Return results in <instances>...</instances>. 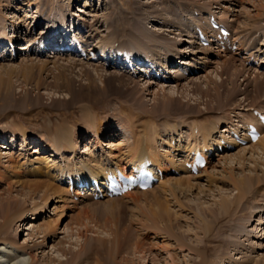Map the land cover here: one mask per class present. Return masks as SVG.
I'll use <instances>...</instances> for the list:
<instances>
[{
	"label": "rangeland",
	"instance_id": "374dc122",
	"mask_svg": "<svg viewBox=\"0 0 264 264\" xmlns=\"http://www.w3.org/2000/svg\"><path fill=\"white\" fill-rule=\"evenodd\" d=\"M0 1V26L7 28L1 29L2 32L6 30L4 33H8V35H10V32L12 31V28L10 26L11 24H14L15 22V24L21 25L18 33H16V38L18 40L14 42L11 47L8 46L9 44L7 42V39L2 43V45H0V54L5 53L7 49L12 50L11 52L9 51V53L12 54L11 56H6L4 58L0 55V67L2 65H14L16 66V70H18H15L14 72L11 71L9 72V74H3L4 76H1L4 77V83H8V85L12 87L10 91L12 92L13 90L12 95L14 96H10V100L5 102L7 104H0V134H4V136H2L4 137V139L0 138V142H5V140H8L9 143L12 142V145L3 143L4 146L0 149V151H2L0 155V197L10 194L13 199V201L7 208L6 206H3V211H8V216L12 217V221H10V229L7 230L8 234L0 233V246H4V244L6 243V246H8L10 251L18 245L28 244L30 247H32V250L29 252H31V255L33 256L32 261L35 264H46L50 262V259H52V264L65 263L66 261L73 262V260H75L74 263L77 261L76 263L78 264H95L99 260H101V264H169L172 256L174 257V261L176 260V264H255L256 261L259 260H261L260 264H264V223L261 222V218L264 219V213H258L254 210H260L261 208L264 209V203H262L264 202L263 183H259L258 192L256 194L255 192H252L243 197V199L240 201L241 204L245 206L243 207V209L231 210L230 215L227 216L225 220L226 222L224 224V228L226 229V231L220 232L219 238L217 239L215 244L211 243L212 241L210 243L204 244V239L206 238V236L200 229L202 218L209 220L211 218L212 223H214L213 227L215 230H217V224L219 223L216 222L215 216L212 215L213 212L216 213L215 202L218 201L222 196L233 197V195L236 193V190L230 184H227L225 180V185L216 183V187L214 185H212V187L207 186L206 176L208 173L214 172L218 174L220 178H224L226 176V170L221 167L226 156L234 157V159L240 158L241 155H244L246 157L244 161L241 159L244 164L236 163L235 161H233V163L231 162L234 166V171L237 174L246 173L252 174L253 176H255V173L262 174V171L264 170V153H262V150L258 145L253 146V143L250 142H247L246 144L236 145L234 148H231L227 151H216L217 154L210 156L207 165L204 167L206 171L203 172L202 168L203 173L199 172V174L201 175L193 174L194 176H199L190 179L192 183H197L196 187L193 186L189 190L187 188L175 189V193L173 195H170L169 192L163 193V196L166 198L168 197L169 199L167 202L170 203L169 207L172 216L176 218V223L172 230L173 232L167 231V221L160 222L156 218H153V215L156 213L155 203H153V205L150 204L152 203V199L154 198L152 197V195L162 190L159 185L164 178V182L167 181V178L171 179V181L173 182L174 179L182 178L188 174L181 168L178 169L179 166H177V170H175V172H167V176L156 181L152 186L153 188L150 187L152 189L149 190L150 193L147 195L136 194V196L134 192L127 196H118L114 198L100 197L95 199L91 197L90 194H87L88 192H90L89 189H86L87 193H85L84 196H79L78 198H76L75 196L72 197L74 193L73 190L68 191L67 194L69 196L67 194L65 195V193L61 194L60 196L59 193L54 194V192H52L51 190L47 194L48 200L44 203L42 199L43 187L40 190H35L31 193L29 192L30 190L28 188L30 187L28 181L30 182L32 180H45L52 182L54 185L61 184V187L64 186V188H66L67 183L65 182V177L67 176V173L66 175L62 174H64L67 169H77L81 166V164L82 166H84L82 161H84V163L89 162L91 155L90 150L82 152V149L84 141L87 143V137L89 136H91L92 139V134L94 132L92 129H90V124H88L87 122L88 119L85 116H81L79 112L82 105L86 107L87 111L89 110L90 113H93L92 115L93 119H95L94 123L96 127L101 126V124H103L106 120H108L110 124L112 123V125L115 126V130L112 129V132L113 134L115 133V135H111V133H108V136H100L99 139L103 143L102 147H92V150L95 152V154H100L99 157H104L106 158V160L109 159L113 162H116L117 159V156L115 157L116 159H113V153L119 154L117 149H115V145L123 142L122 137H120V133H125L126 131H128L126 133H128L127 136L128 138H130L129 140H131L130 131L125 130L127 129L128 122L124 118V115H126L125 117L127 118L142 119V115H144L143 113H145L146 111L149 115L151 114L152 120L146 121L144 125L150 122L153 123V120L157 121L158 124H164L165 120L168 121V125H166L165 127L161 126L160 129L153 135V138H156L157 142L156 148L158 147L157 149H155L157 151L160 150L158 153L162 158H164L168 154L165 157L166 160L169 161L172 157L173 160L178 163V161L180 162V160L182 159L181 156L183 154L181 153V151L175 150L177 148L172 144H178L180 142V144L185 145L186 142L188 143L190 141H193V136L191 134L192 132H190L191 123L193 125L196 121L202 122L204 119L210 118L212 120L215 118V120L219 122L220 127L225 125L232 126L230 125V123H226V119L231 117V119H233L232 122L234 123L236 121V118H234V116L238 113L240 115V122L236 121L237 123H234V125L236 124V126H238L242 123V120H247L249 118L248 115L251 112L250 110L246 109L248 108V106L257 107L264 110V96H259V93L252 91V89L256 91L259 90L257 88H251L252 81H250V79L254 76V73L260 75L261 73L259 71L263 70L262 67L259 66V58H257L259 53L257 54V52L253 50L256 47L261 46L260 42L264 40L263 34L259 36V43H256L255 45L252 44L254 46L250 51L254 53V59L251 58L250 62H248L247 59L249 57L248 54L250 51L248 53H245V51L243 50L244 52L242 53H235L239 51H237V49H228L224 52L219 50V48L216 47L215 43L208 46L199 45L197 43L189 44L185 41L190 40L189 35L193 33L178 35L176 32H179L180 29H176V26L164 25L165 22L163 20V17L167 18L168 20V16H160L159 18H155L153 16V13H147L144 16L142 15L143 18L139 19V21H142V27L146 28V31L144 32L150 33L157 30L163 31L164 29H166L163 32L165 34H168V38L165 37L156 39V41L158 42H156V45L152 47L153 50L160 51V49H157L160 44H163L164 46L168 45L169 47L175 46V44L173 45L169 41V39L172 41H177L176 48H178V50H181L182 54H184L183 56H178V58H185L187 61H189V64H176L177 62L175 63L174 61V63H172V65H170L169 67L173 66L175 67L174 69H180L185 65L188 71L191 68L192 70H190L189 72H187L186 70L183 78H181L176 83L166 85L159 79L157 80L156 77L146 78L144 76L145 74L143 72L141 73V70L140 72H138V74H136V77H134L133 84H128L126 82L121 88L125 90L124 92L127 93L125 94L126 96H130L127 90L129 89L128 87L134 86L137 88V86L141 87L144 85L145 87H147H144L145 90H140V92H138V100L140 102L136 105L137 110L135 107L130 108L129 103H131V100H126L124 96H119V98L115 97L114 99L110 100V105L104 104V106H102L103 108L97 107L98 105H94L95 108H98V110L96 109L98 113H96L92 110V108H90V96H93L94 93L92 92L91 86L88 87L89 83L87 82H92L94 80L99 82V79L97 77L98 75L94 68L97 67V64H102L104 62L103 56H101L100 54L102 53V50H99L100 56H93L94 58L91 59H87L84 57L89 54V47L95 48L94 50L98 49L97 46H93L98 42V46H100L101 44L107 45L108 42L106 44L104 42L105 40L116 42L120 40L116 38H121L123 37L122 35H124V37L127 36V38L131 39L129 32H125L123 34H115L114 37H111V32L108 29V24L103 18L107 17L109 14H111V12L115 10L119 13L125 14V8H131L133 6H135L140 11H154L155 9H158L163 14L168 13V11H170L169 8H160V6L162 5L160 4L161 0H48L47 7L53 9V12H51L52 16L58 18V14L60 13L61 8H64L63 11L66 13V15L68 14V23L66 22L68 26L66 24V27L64 28H71V19L74 23H86V29L85 27L84 29L78 28L74 31L75 33L71 29L66 34L70 37V39H72L74 34L78 39H89L88 45L86 46L84 43L78 41L79 44L83 45L85 49L87 48L86 51L88 52V54L86 53V55L83 57L74 56L72 58V55L69 53L59 54L51 52L50 54L49 52H47L46 54H42L40 56L33 53V51H35L37 47V44H39L41 40H43V37L38 38V43L36 42V44H33L34 36L35 34L37 36H40L47 25L46 17H44V19L42 18L43 20H41L40 22L38 21V18L43 15L42 13H40L39 16V10L42 9L39 6L41 5L39 2L40 0H31L30 2L32 3H30V5H28L25 0H13L11 4L8 5H6V0ZM177 1L180 2L181 0H173V3H176ZM188 1L189 3L186 4L185 7L181 6L182 8H178L177 6H173L171 10L182 11L185 16L190 17V20L193 19L192 23L197 25L200 23L202 27H209V24H206L204 20L206 19V15L208 14V12L210 10H213L218 17L223 18L225 24H227V26L232 31V34L239 36H244L245 34V31L244 33L243 31H241V26L245 25L247 22L252 23L255 19L253 18L251 20V15H256L257 12H261L264 16V7H261V9L256 8V6L258 7L259 4L261 5L262 3H264V0ZM197 1L199 3L205 4L202 7L193 6V4ZM183 2L187 3V0H184ZM4 3L5 5H3ZM167 3H171L173 5V3L170 1H168ZM43 6L44 8L46 7L45 5H41V7ZM191 8H193L194 10L193 13L188 11ZM74 12H76V15L71 16V13ZM117 17L116 20L118 22L119 19ZM203 17H205V19ZM126 18H128V16ZM94 19L100 20L101 23H98L96 21L94 28L98 27V29L91 33L88 24L90 22H93ZM153 19H157L158 22H154L155 20ZM257 23L264 25V17L261 18L260 21L258 20ZM239 31L242 32V34L239 33ZM87 33H90V36L93 33H96V35L93 36V34L90 37ZM261 33H264V28L261 30ZM212 35H214V33ZM252 35L254 36L255 34ZM22 37L24 39H21ZM27 38H30L28 42H30L31 49H28L29 47L19 49L18 47L20 45L27 43V40H25ZM123 42L128 41H121V43ZM129 42L131 43V41ZM202 47H208L209 49H211L212 55H205L199 52L198 54H196V56L204 58L194 57L195 54L193 53V51L198 48L201 49ZM15 52L17 53L15 54ZM262 55L263 54H259L260 57H262ZM178 58H176V61L179 60ZM70 60H73L76 63L80 62V64H77L76 66L70 68L71 66L69 67V64L67 62ZM22 61L24 66H22V68H18V66L20 65L19 63ZM229 61L233 63V67L241 69V71H238L239 74L237 78H234L235 75H231L235 73H233V69L226 70L225 72H222L223 74L220 72V64L221 66H223ZM30 63H32L33 65L35 64V66L32 68V65H30ZM43 63H45V67L42 66ZM81 64L84 66V69L80 67L82 66ZM104 65L106 67L104 69L100 68L99 66V68L97 67L98 73H108L109 71L115 69L112 66V63L108 66L106 64ZM138 66H140L139 68L142 67L140 63L136 64V67ZM129 70L131 69H128V71ZM10 74L11 76H9ZM262 75H264L263 71ZM8 76L9 78H11H8L7 80L6 78ZM229 76L231 78H234V80H231V82L236 81L238 83L240 91H238L237 94L233 97H225L224 100H215V92L211 90L213 89L211 85H215L214 82H209V85L208 83H205L208 87V92H206L207 89L200 91L197 88L193 87L194 84H198L204 88L203 82L206 81L208 77L214 78L216 81L223 80L219 84L220 87L214 89L216 90V95L218 96L223 92L228 91V87L224 88V85L225 78L227 77V79H230ZM150 80L154 82L150 83L149 86H146L148 82H150ZM68 81H72L74 84V88L76 89V87H79L78 89L81 91V94L87 95V97L89 98H85L74 104V102L70 99V92L65 87L66 84L68 85ZM168 82L170 83L172 81ZM177 83L179 84L180 88L183 85H186V90L184 88H178V90H176V87H174V85ZM134 87H132L131 89H133ZM75 91L77 92V90ZM161 91L167 93L172 92L175 95V98H173L175 101L173 103H170L168 108V105L166 104H159L160 102H162V99H164L162 97L163 93ZM179 91H181V93H179ZM205 102H209L211 105L207 107L204 105ZM171 105L174 107L176 105H180L182 106V109L177 111L176 108L171 107ZM195 105H198L196 108L198 112H190L187 110V107H196ZM162 106L166 108L162 109ZM231 107H234L235 109L232 110ZM250 107L248 109H250ZM107 108H109V110ZM127 109L130 110L129 112H131V115H128L129 112ZM184 109H186L187 111ZM231 110L233 111V113ZM89 111L88 114L90 119ZM159 111L162 112L160 113ZM183 111L187 113L185 114V112ZM190 116L196 117V119ZM173 117L188 118H186L185 121H182L180 119H176L174 121L168 120ZM231 119L229 121H231ZM221 120L225 121L222 122ZM63 123H66L69 127V133H74L71 136V140H73L80 132H86V134H83L77 139V141H79L78 146H80L76 151H80V157L75 160L74 165L72 163L70 164V158L74 154L71 151L74 150L73 143L71 144L72 146L70 145L71 149H69L68 147V151L66 150L65 152H63V154H60L59 156L56 155L54 157L48 156L52 159L51 161L48 160L49 158L45 159L44 157L43 159L42 155H40L41 153L33 151V142H30L28 147L21 149L22 147H24L21 144L20 139V134L22 131L26 132L27 135L37 138L40 136L46 141H52L54 139L52 129L56 126L61 127ZM118 123H120V126L122 124V129H119L117 125ZM175 123H177L176 127L174 126ZM151 128L153 129L152 126ZM137 129L139 130L141 128L138 127ZM152 129L151 131H153ZM221 130H223V128H221ZM222 132H216L215 135L218 136L219 134H222ZM223 134H227V132H223ZM73 136L75 137L73 138ZM13 137H17L14 142L13 140H11ZM169 139H172L174 141L171 144L174 147V150H170V144L165 143L166 140L168 141ZM132 141L133 139L130 142ZM163 141L165 142L163 143ZM126 142H128V139L126 140ZM161 144L162 147L159 146ZM49 150V147L44 148V150H42L44 153L43 155L47 156V154H49ZM61 156H63L64 158H61ZM221 156L224 157L221 158ZM38 158L40 161L38 160ZM67 159L69 160L67 161ZM71 160H73V158ZM45 162L48 164H45ZM55 164H61V168L65 166V170L62 174L57 172L58 170L55 172ZM46 165L51 166L50 172H47V170L49 169H46ZM255 166L257 168H255ZM189 177L191 176L189 175ZM7 188L9 189V192ZM50 192L53 194H51ZM67 196L69 197L70 201L69 199H67ZM63 197H65L66 199H62ZM71 200L73 201L71 202ZM180 204H182L183 207H180ZM31 209H33L32 212ZM22 210L26 212L28 211V214L25 215L26 217L28 216V218H25L22 221H18V218L16 217L17 213ZM51 222H54V226L58 225L56 226L58 227L56 228L57 232L55 231L54 237H45V239H42L43 237H41V235L43 236L44 233L39 234L37 230L40 231L43 228H47L51 225L53 226ZM221 226L223 228V224ZM17 227L19 228L18 230ZM214 229L211 227L210 234H213V232L215 231ZM4 232H6V230H4ZM15 233L17 234L14 235ZM126 236H128V238L130 237L129 241L125 240ZM35 240L40 242H37V246L35 245L33 247L32 245ZM223 240L225 241L226 246L228 245L227 243L229 241V245L226 249H222L220 246ZM180 241L183 242L180 243ZM203 245L204 259L206 260L205 262H203V260L200 259V256L197 254V251H201ZM215 245H219V247H215ZM61 246L65 247L68 252H63ZM74 252L82 253L79 257H74ZM25 256H28L29 261L31 260V258H29V254H25ZM104 256L106 258H103ZM5 263L7 262L5 261Z\"/></svg>",
	"mask_w": 264,
	"mask_h": 264
},
{
	"label": "bare ground",
	"instance_id": "6f19581e",
	"mask_svg": "<svg viewBox=\"0 0 264 264\" xmlns=\"http://www.w3.org/2000/svg\"><path fill=\"white\" fill-rule=\"evenodd\" d=\"M12 1L13 0H6V2H7L6 5L11 4ZM25 1L28 3V5H30V3H32V2H30L31 0H25ZM168 1H170V2L173 3V0H161V2H160V4H162L160 6V8L161 7L169 8L170 11H168V13H164L163 14L158 9H155L154 11H140L135 6H133L131 8H129V7L128 8H125V10H126V13L125 14L124 13H119V12H117L115 10V11L111 12V14H109L107 17H104L103 18V19H105V21L108 24V29L111 32V35H110L111 37H114L115 34H123L125 32H129L130 33V36H131V39L130 38H127L126 35H125L126 37H124V35H122L123 37L116 38V39H120V40H118L116 42H110V41L105 40L104 42L106 44L108 42L107 45L101 44L100 46H98V43H99L98 42V43H96V44L93 45V46H97L98 49L97 50H94L95 48H92V47L90 48L89 47V49H88L89 50V54L86 55V57H84V58H87V59H91V58H93V56H100V54H101V56H103L104 62L102 64H97V67L99 66L100 68L104 69V68H106L104 64H106L108 66V65H111V63H112V66L115 68L114 70L109 71L108 73H98V69H97V67H95L94 69L96 70V73L98 75L97 77L99 79V82H97L96 80H94V78H93L94 81H92V82L88 81L87 82V83H89L88 87L91 86L92 92L94 93L93 96H90V104H91L90 105V108H92V110L95 111L96 113H98V111H96V109L98 110V108H95L94 105L95 106L98 105L97 107L103 108L102 106H104V104L105 105H108V104L110 105L111 104L110 103V100L114 99L115 97H118L119 98V96H124L126 98V100H131L130 101L131 103H129L130 108H134V107L136 108V105L140 102L138 100L139 99L138 92H140V90H145V88H147V87H145V85L144 86H141V87L137 86V88L134 87V86L128 87L129 88V89H127L128 92H129L128 94H130L131 97L130 96H126L125 94H127V93L124 92L125 90H123L121 88L123 87V85L126 82L128 84L129 83H132L133 84L134 83V80H133L134 77H136V74H138V72H140L141 70H142L141 72H143L145 75L152 74L155 77L157 76V78L161 82L165 83V85L166 84H171V83L172 84L173 83H176L181 78H183L184 75H183L182 72L178 71L177 68L174 69L175 67H173V66L169 67V65H167V64H170L171 65L172 63H174L175 59L178 58V56H183L184 55V54H182V51L181 50H178V48H176L177 41H172V40L169 39V41L173 45L175 44V46H172V47L170 46L169 47L166 44H165L166 46H164L163 44L162 45L160 44L159 47L157 48V49H160V51L153 50L152 47H154L156 45V42H158V41H156L157 38H159V39L165 38V37L168 38V34H165L163 32L166 29H164L163 31H158L157 30L155 32L147 33V32H144V31H146V28L142 27V21H139V19H142L143 16L146 15L147 13H153L154 14L153 16L155 18L156 17L159 18L160 16L161 17L162 16H168L169 17L168 20H167V18H164L163 17V20L165 22V24H164V22H163V24L165 26H176V29H180L179 32H176L178 35H180V34L181 35H184L186 33L190 34V33H192V30L195 29V32H196L195 34L196 35L194 33H193L194 35L193 34L189 35L190 36V40H187L185 42L186 43H189V44L190 43H199V41H198V32L196 30V25H194V23H192V20L193 19L190 20V17L185 16V14H183L182 11H172L171 10V8L173 6H177L178 8L179 7L182 8L181 6H184L185 7L186 4L189 3V1L187 0V3L186 2H183L184 0H181L182 2L181 1L180 2L177 1L176 3H173V5L171 3H167ZM39 2H40L41 5H45L46 7L44 8V6L41 7V5H39L40 8H42V9L39 8L40 9L39 10V16H40V13H42L43 15H41L42 17L40 16L38 18V21L40 22L41 20L44 19V17H46L47 25H46V28H44V30L42 31V33H41L40 36H37L35 34L34 39H33V44L34 43L36 44V42L38 43V40H39L38 38H42V37L43 38L46 37V38H45V43L43 42V44L42 43L41 44H37V47H36L35 51H33V53L36 54V55H38V56H40L42 54H46L47 52H49L50 54H51V52L52 53H59V54L60 53H63V54L64 53L65 54L69 53V54L72 55L71 56L72 58L74 56L77 57L78 54L79 55H82L83 52L86 51V49H84L83 48V45H80L78 43V41L81 42V43H84L85 46H86V45H88L89 39H87V40H86V38L85 39H83V38L78 39L76 37V35H75V37H73V40L71 42L68 41L67 43H64V41L61 40V39H56L55 40L56 35L59 34L58 30L59 29H62V27L64 29V27H66V24L68 23L67 22L68 21V14L66 15V13L63 11L64 8H61L60 9L61 11L58 14V18H56V17L52 16V14H51V12H53L52 11L53 9L47 7L48 0H40ZM0 3H1V1H0ZM204 4L199 3L197 1L196 3L193 4V6L202 7ZM3 5H5V3ZM261 7L262 8L264 7V3H262L261 5L259 4L258 7L256 6V8H258V9H261ZM188 11L191 12V13L194 12L193 8L189 9ZM210 11H213V10H210ZM115 14H116V17H117V14H118V17H117L119 19L118 22L116 20ZM262 14L263 13H261V12H257L256 15H251L250 16L251 20L253 18H255L253 20V22L252 23L251 22L250 23L247 22L245 25L241 26L242 27L241 31H243V33L245 31L244 36H246L247 38L244 37L243 35H240V36H242L241 37L242 39L241 40L238 39V45H237L236 48H240L241 50L242 49L249 50L252 47V44H256V42L258 40V37H256V35L252 36V34H256L258 32L260 33L261 30L264 28L263 27L264 25H262L260 23H257L258 20L260 21L261 18L264 17ZM8 15H7V17H8ZM74 15H76V12L71 13V16H74ZM127 16H128V18H126ZM189 16H190V14H189ZM139 17H141V18H139ZM188 18H189V20H188ZM219 19H220L219 20V23H222L224 21L222 17H219ZM153 20H155L154 22H158L157 19H153ZM96 21L98 23L100 22V20H98V19L95 20L94 19L93 22H90L88 24V26L90 27V32L91 33L94 32V31H96L98 29V27L97 28H94V26L96 24ZM0 23H1V20H0ZM35 23H36V21H35ZM14 24H15V22H14ZM14 24H11L10 25L11 28H12L11 29L12 31L10 32L11 33L10 35H8V33H4L6 30L2 32L1 29H5L6 27L4 28V27L0 26V45H2V43L4 41H6V39H7V42L10 43L11 45H13V43L18 40L16 38V36H17L16 33H18L21 25H19V24H15L14 25ZM70 25L73 27V29H72L73 32L76 29H78V28H81V29L83 28L84 29V27H85V29H86V23H83V24L81 22L74 23V22H72V19H71ZM67 26H68V24H67ZM203 28H204L203 31H205L204 32L205 35L208 34V32L212 31L209 27H203ZM52 32H53V34L50 35ZM54 32L56 33V35L54 34ZM239 33L242 34V32H240V31H239ZM87 34H89L88 36H90V33H87ZM95 35H96V33L93 36H95ZM5 36L6 37L8 36V37L6 38ZM21 39H24V38L22 37ZM29 39L30 38L25 39V40H27V43H26L27 45L26 44H22L18 48L19 49H24V48H28L29 47L28 49H31L30 42H28ZM46 39L48 40V42H46ZM124 40L125 41H128V42L121 43V41H124ZM129 41H131V43L134 46ZM248 42H250V44L247 45ZM257 43H259V42H257ZM111 44H113V45H111ZM260 45L261 46L254 48V51H256L257 53H260V54H264V42L263 41L260 42ZM61 46H64L63 49H61ZM110 48H111V50H110ZM9 50L10 49H7V51L5 53L0 54L1 57H4L5 58L6 56L7 57L8 56H11L12 54L9 53ZM99 50H102V53L99 54ZM199 52H201V53H203L205 55H209V54L212 55L211 49H209L208 47H202L201 49L198 48L195 51H193V53L195 54L194 57H198V56H196V54H198ZM16 53L17 52H15V54ZM110 53H111V55H110ZM111 56H112V58H111ZM198 58H204V57H198ZM80 60H82V59H80ZM126 60H129V61L131 60L132 61V64L134 65L133 68L131 66L128 67V63H126ZM67 62L69 64V67L71 66L70 68H72L73 66H76L77 64H80V62L79 63H76L73 60L72 61L70 60V61H67ZM208 62H211V61H208ZM259 62L261 64V66H263V68H264V55L259 59ZM45 63H43V65H42L43 67H45ZM137 63H140L141 65L142 64H145V67H143V68L136 67V64ZM178 63L179 64L181 63V64H186L187 65V64H189V61H187L185 58L184 59L181 58L180 60H178ZM19 64L20 65L18 66V68H20V67L22 68V66H24L23 61L20 62ZM68 64H66V65H68ZM30 65H32V68L35 66V64L33 65L32 63H30ZM233 66H234L233 63L230 62V61L227 64L223 65V66H221V64H220V69H221L220 72L222 73V72H225L226 70L233 69V73L234 72L235 73L234 74H231V75H233V76L235 75L234 78H237V76L239 74L238 71H241V69L240 68H237V67H233ZM80 67L83 68L84 66L82 65ZM128 69H131V70L128 71ZM15 70H16V66H14V65H11V66L2 65L0 67V104H4L6 101H9L10 100V96H14V95H12L13 94V90H12V92L10 91L12 89V87L10 85H8V83L5 84L4 83V77H1V76L3 74H9V72H11V71L14 72ZM254 70H256V69H254ZM16 71H18V70H16ZM164 72L167 73V74H165ZM260 73H261V71H260ZM9 76H11V74ZM9 76L6 78L7 80L9 78ZM229 78L230 79H227V77L225 78V85H224V88L228 87V89H227L228 91L227 92H223L221 95H218V96L216 95V90H214V89L219 88L220 87L219 84L223 80L216 81L214 78L208 77V79H206V81L203 80L204 81L203 82L204 83V85H203L204 88L201 85H198V84L197 85L194 84L193 87L197 88L200 91H203L204 89H207L208 88L205 83H208V85H209L211 82L212 83L214 82L215 85L214 84L211 85V87H213V89H211V90H213L215 92L214 93L215 100L217 99V101H220V99H223L224 100L225 97H227V98L229 96H232L233 97V96H235L237 94L238 91H240V89H239L240 87H238V83L236 81L235 82L234 81L231 82V80H234V78H231L230 76H229ZM168 81H172V82L169 83ZM250 81H252V83H253L252 84L250 82L251 83V86H252L251 88H257L260 92H264V75H262V73L260 75L257 74V73L256 74L254 73V76L250 79ZM152 82H154V81L150 80V82H148V84L146 86H149V84L152 83ZM67 83H68V85L66 84L65 87L70 92V94H71L70 99L74 102V104H76L78 101H81V100H83L85 98H89V97H87V95H82L81 94V91L78 89L79 87L78 88L76 87V89H75L74 88V84H73L72 81H68ZM90 83H91V85H90ZM69 85H70V87H69ZM132 87H134V88L131 89ZM174 87H176V90H178V88H180V86H179L178 83L175 84ZM169 88H170V86H169ZM181 88H184L186 90L187 86L186 85H183ZM75 90H77V92ZM252 91L259 93V96H261V95L264 96V93H260L259 91H256L254 89H252ZM161 92L163 93L162 94V97L164 99H162V102H160L159 104H162V105H165L166 104V105H168L167 106V108H168L169 105H170V103H173L175 101L173 99V98H175V95L172 92H168V93L167 92H164V91H161ZM206 92H208V89H207ZM179 93H181V91H179ZM137 95H138V97H137ZM205 95H207V94H205ZM111 96H113V97H111ZM5 104H7V103H5ZM187 104H186V106H187ZM219 104H220V102H219ZM139 105H141V104H139ZM204 105L208 107L211 104L209 102H205ZM195 106L196 107L189 106V107H187V110L190 111V112H193V111L196 112L197 111L196 108H197L198 105H195ZM171 107L176 108L177 111H179V110L182 109V106H180V105H176L175 107L171 105ZM163 108H166V107H163L162 106V109ZM231 108H232V110L235 109L234 107H231ZM107 109L109 110V108H107ZM78 110H80V109H78ZM136 110H137V108H136ZM184 110H186V109H184ZM221 110H222V107H221ZM88 111L86 110V107L84 105H82L81 106V110L79 112H80L81 116H85L88 119L87 122H88V124H90V129H92L93 132H94L92 134L93 135V138L92 139H91V136H89V137H87V143L84 141L83 149H82V152H86V151H89L90 150V154L91 155H90L89 162H85L84 163V161H82L84 166H82V164H81V166L79 165L80 167H78L77 169L76 168L74 170L67 169L64 172V174H62V173L65 170V166L63 165L64 167L61 168L62 167V166L60 167L61 164L60 165H58V164L56 165L55 164L56 165L55 166L56 168L54 167L56 169L55 172L58 170L57 172L61 173L62 175H66V173H67V177L69 175H71L72 177H74L75 182L77 183L79 181V177H81L82 180H87V178H88L89 175L91 177H93V178H96V177L99 178V177H101L102 174L105 173L106 170L120 169V170L123 171V173H125V175H128L127 173L132 174V173H134V169L138 165H141V164L148 165V161L151 162V165L149 166L150 170H154L156 172H158V171H161L162 172V171H167L168 169H170L169 165H166L164 163V161H162V159L160 158V156L158 154V152L160 150L158 149L159 151L156 152L157 151L156 149L158 148V147L156 148V143L157 142H156V138L155 139L153 138V135L160 129L161 126L162 127L163 126L165 127L166 125H168V123H167L168 121L165 120L166 123L165 122H164V124L160 123V124H162V125H160V124H158L157 121H154L153 120V123L150 122V123L144 125V123L146 121L152 120L151 119L152 118L151 117V114L149 115L148 112L145 111V113H143L144 115L141 114L143 116L142 119L127 118V117H125L126 115H124V118L128 122L127 123L128 125L125 124V125H127V129H125V128L124 129L130 131V133H131V140L133 139V141L130 142L131 140H129L130 138H128V136H127L128 133H126L128 131L125 132L126 134L124 132H121V133L119 132L120 133V137H122V139H123V142L122 143H118V144L115 145V149H117V151H118L119 154L113 153V156H112V157H114L113 159H116L115 157L117 156L116 162L114 163L112 160H109V159L106 160V158H104V157H103L104 159L102 157H99L100 154H98V153L95 154V152L92 150V147H96V148L102 147L103 143L99 139L100 136H102V137L103 136H108V133H111V135H115V133L113 134V132H112V129H114L115 126L112 125V123L110 124L108 122V120H106L103 124H101V126L96 127V125L94 123L95 122V119H93V115H92L93 113H90V111H89V113H90V119H89ZM129 111L130 110H128V112ZM153 111H154V109H153ZM183 112H185V111H183ZM155 113H156V110H155ZM163 113H164V110H163ZM186 113L187 112H185V114ZM232 113H233V111H232ZM128 115H131V112H129ZM190 115H192V114H190ZM238 116H240V115L237 113V115H235L234 117L237 119ZM190 117L196 119V117H193V116H190ZM186 118H188V117H184V118H182V117H180V118L173 117V118H170L168 120L174 121L176 119H180L182 121H185ZM144 119H146V120H144ZM230 119H231V117H229L228 119H226L227 120L226 122L232 124L233 119H231V121H229ZM214 120H215V118L212 119V120L210 118L209 119H204L203 122H200L199 124H197V121H196L191 126V129H192V132H193L194 137H197V132L196 131H199L200 132V134L198 136V139H199L198 141L201 142V144H198L197 142H194L193 144H191V143L188 142V145L183 146V145H180V142H179L175 146L177 148L175 150H178V149L180 150V148H181L183 150V152L185 153V155H184V159L182 160V162L178 163L177 166H180V167H182V168L185 169V166H183L184 163H186V161H190V160L193 161L194 160V155L193 154L196 153L197 150H200L201 153H202V155L205 158H207L208 157V149L213 148L214 144H215V146L216 145H219L221 143L220 142L221 141V138H223V136H224V134L222 133V135H219L218 137H215L214 136V133H216V132H222V131L223 132H225V131H228L229 132L230 129H232V128H230V126L229 127L228 126H223V130H221V128L218 127V122H216V120L215 121ZM253 120H256V117L254 115L253 116L251 115L250 120L246 123V127H247L248 123L249 122H252ZM117 125H118L119 129H122V124H121V126H120V123H118ZM135 126H136V129H135ZM151 126L153 127V129L151 128ZM138 127H140L141 129L138 130L137 129ZM68 129H69V127L67 126L66 123H63V125H61V127H58V126L54 127L52 129L53 135H54V139L52 141H49V140L46 141V140H44L40 136L38 138L37 137H34V136H30V135H27L26 132L22 131L21 134H20V137H21L20 139H21V144L24 147H22L21 149H23L25 147H28L29 144H30V142H33L34 143V145H33V147H34L33 148V151H36V152L41 153L40 155H42V158L43 159H44V157H45V159L46 158L48 159L49 158L48 156H50V157L51 156L54 157L56 155L59 156L60 154H63V152H65L66 150L68 151V147H69V149H71L70 148V145L73 143L74 144V150H71V151L74 154H73V156L71 154L72 157L71 158L69 157V158H70V164L72 163L74 165L75 164V160L80 157V155H79L80 154V151H76L77 148L80 146V145L78 146V142L79 141H77V139H78V137H81L83 134H86V132L85 133L84 132H80L79 134H77V136H76L77 138L75 136H73V138L74 137L75 138L74 139L72 138L73 140H71V136L74 133L73 134L72 133H69L70 131ZM151 129L153 131H151ZM263 130L264 129L262 128V131H260L261 134H262ZM236 132H239L240 133L242 131L238 130V127L235 128V129H233V131H231L232 134L230 136H228V138H230V140L227 141V142H229L231 144H235V145L237 144L236 137L234 136V134ZM241 134H244L245 135V132H242ZM2 136H4V134H0V138L4 139V137H2ZM16 138L13 137L11 140H13V142H14L16 140ZM127 139H128V142H130V143L126 142ZM170 141L171 140H169V141L166 140V142L163 141V143L165 142L167 144H171ZM44 142L47 144V146H46V144ZM191 142H193V141H191ZM3 143H7V145H9V144L12 145V142L9 143L8 140H5V142H0V149L3 148V146H4ZM254 145H258L261 148L262 153H264V135H260L258 137L257 141L253 142V146ZM42 146H44V147H42ZM159 146L162 147V145H159ZM222 146L223 147H226V144H224ZM46 147H49L50 148L49 154H47V156L46 155H43L44 153L42 151ZM171 148L172 147H169L170 150H171ZM160 149H163V148H160ZM1 153H2V151H0V155H1ZM62 157L63 156H61V158ZM168 157H170V156H168ZM222 157H224V156H221V158ZM72 158H73V160H71ZM245 158L246 157L244 155H241V157L240 158H237V159H234V157L226 156L224 158V160H223V165H221V167L226 170V176L224 178H220L219 175L216 174V173H214V172L208 173L207 176H206L207 177V186L208 187L209 186L212 187V185H214L216 187L217 186L216 183L217 184H224L225 185V183H224V180H225L227 184H230L236 190V193L233 195V197L222 196L218 201L215 202V204H216V208H215L216 210H215V212L216 213H214L213 212V209H212V212H213L212 215L215 216L216 222L220 224V226H219V224H217V228H218L217 230L214 229V227H213L214 226V223H212L211 218H210V220L209 219H205V218H202V221L200 220L201 221V223H200V226H201L200 229L204 232V235L206 236V238L204 239L205 240L204 244L210 243L211 241H212L211 243L215 244L216 241H217V239L219 238L220 232L221 231L222 232L226 231V229L224 228V224L226 222L225 220H226L227 216L230 215L231 210L243 209V207H245V206L242 205L241 202H240L243 199V197L246 196L248 193H252V192H255V194H256L258 192V185H259V183H263V186H264V170L262 171V174L255 173V176H253L252 174H246V173L237 174L234 171V166L232 165L233 161H235L236 163H240V164L242 163V164H244V162H242L241 159L244 161ZM38 160H39V158H38ZM48 160L51 161L52 159L49 158ZM68 160L69 159H67V161ZM170 160L174 161L172 157H171ZM172 163H174V162H172ZM45 164H48V163L45 162ZM263 165H264V163H263ZM129 166H131V169L128 171V167ZM46 167H47L46 169H49V170H47V172H50V169H51L50 167L51 166H49V165L47 166L46 165ZM155 167H157V168H155ZM255 168H257V167L255 166ZM46 169H45V171H46ZM178 169H180V168H178ZM39 170H41V169H39ZM205 171H206V169L204 168L203 169V172H205ZM37 172H39V171H37ZM189 175L190 174H187L186 176H184L182 178L174 179L173 182L171 181V179H168L167 177H166L167 178V181L164 182L165 181L164 180L165 178H164L163 179L164 181L162 180L160 182V185H159L162 188V190L160 192L154 193L152 195V197H154V198L153 199L151 198V199L154 202L152 201V203L150 205H153V203H155V209H156V213L153 215V218H156L160 222H166L167 221L166 228H167V231L168 232H173L172 230H173V228L175 226L176 218H174L172 216V213H171L170 207H169L170 206V203L167 202L169 199H168V197L167 198L164 197L163 196V193L169 192L170 195H173L175 193V189L187 188L189 190L193 186L196 187L197 186V183H192L190 179L193 178V177H198L201 174L196 175V176L190 175L191 177H189ZM261 176H263V177H261ZM217 177H219V178H217ZM68 179H69V177H68ZM30 182L28 181L29 186H30V187H28L29 190H30L29 191L30 193L31 192H34L35 190H40L43 187L42 188V190H43V198L42 199H43V202L44 203L48 200L47 194L51 190H52V192H54V194H58L59 193L60 196H61V194H64L65 193V195H66L68 193V187H66V188H64V186L61 187L60 186L61 184L60 185H54L52 182L45 181V180H32ZM21 183H23V182H21ZM101 183H102V181H101ZM55 184H57V183H55ZM152 188H147V189H143V190L128 191L123 196L130 195V194H132L134 192H135V195L136 194H138V195H147V194L150 193L149 190L152 189ZM76 189L77 190H75V194L77 196H83V195H81L82 192L78 188H76ZM100 190H102V188H100ZM10 191H11V189H10ZM8 192H9V189H8ZM51 194H53V193H51ZM88 194H90L91 196H93L95 194V191L92 192V193H88ZM55 197H57V196H55ZM65 197H63L62 199H64ZM67 199H69V197ZM12 201H13V199L10 196V194H8L6 196H3V197H0V218H1V220H0V233L8 234L7 230L10 229V227H11V222L10 221H12V217L8 216V213H7L8 211L7 210L6 211H3V206H6V208H7ZM63 201H65V200H63ZM69 201H70V199H69ZM72 201L73 200H71V202ZM262 203H264V202H262ZM179 206L180 207H183L182 204H180ZM62 208H63V205H62ZM64 208H65V206H64ZM60 209H61V207H60ZM261 209L260 210L259 209H254V210L256 212H258V213H261L262 212V214H263L264 213V209L263 208H261ZM32 210L33 209H31V212H32ZM34 210H35V208H34ZM27 212L26 211H23V210L22 211H19L17 213V216H16L18 218V221H22L25 218H28V216L27 217L25 216L26 214H28ZM261 222L264 223V219L261 218ZM53 223L51 222V224H53ZM55 223H56V221H55ZM222 224H223V228L221 226ZM56 226H58V225H55L54 226V224H53V226L51 225V226H49L47 228H43L40 231L37 230V232L39 234L40 233H44L43 236L41 235V237H43L42 239H45V237H48V238L54 237L55 231L57 230L56 228H58ZM211 227L215 230L213 232V234H210ZM18 229L19 228L17 227V230ZM35 229H37V228H35ZM4 230H6V232H4ZM21 231H22V228H21ZM16 234L17 233H15L14 235H16ZM38 238H40V237H38ZM127 238H128V236L125 237V240L126 241H129V238L130 237L128 239ZM34 239H35V236H34ZM37 242H40V241H36L35 240L32 246L34 247ZM181 242H183V241H180V243ZM180 243H179V245H180ZM24 244H25V242H24ZM227 244L229 245V241H228ZM253 244H254V242H253ZM6 245L7 244L5 243L4 246H0V264H8V263H11V264H35L32 261L33 256L31 255V252H29V251L32 250V247H30L28 244L27 245H22V244L21 245H18L17 247H14L10 251H9L8 246H6ZM228 245L226 246L225 245V241L223 240L222 241V244L220 246H221L222 249H226L228 247ZM181 246H182V244H181ZM215 247H219V245H215ZM203 248H204V245L201 248V251H197V254L200 256V259H202L203 262H205L206 260L204 259ZM61 249L63 250V252L64 251L65 252L66 251L68 252V250L65 247H63V246H61ZM74 253H75L74 254V257H76V256L79 257L82 252H74ZM25 254H29V258H31L30 261L28 259V256H25ZM103 258H106V257L104 256ZM71 259H72V257H71ZM51 260L52 259H50V262L49 263H46V264H52L51 263ZM5 261L7 263H5ZM74 261L75 260H73V262L66 261L65 263H56V264H78V263H76L77 261L75 263H74ZM100 261L101 260L97 261V263H95V264H101ZM175 261H174V257L172 256L169 264H176ZM94 262H96V261H94ZM260 262H261V260L256 261L255 264H260Z\"/></svg>",
	"mask_w": 264,
	"mask_h": 264
}]
</instances>
